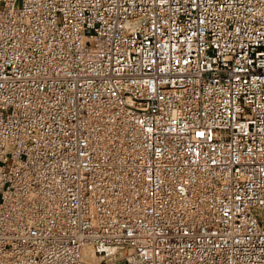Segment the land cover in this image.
Masks as SVG:
<instances>
[{
  "label": "built area",
  "instance_id": "built-area-1",
  "mask_svg": "<svg viewBox=\"0 0 264 264\" xmlns=\"http://www.w3.org/2000/svg\"><path fill=\"white\" fill-rule=\"evenodd\" d=\"M0 264H264V0H0Z\"/></svg>",
  "mask_w": 264,
  "mask_h": 264
}]
</instances>
